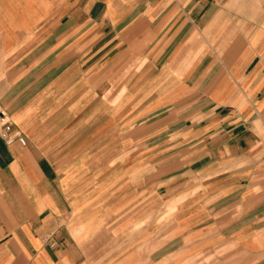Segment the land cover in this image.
<instances>
[{
  "label": "crops",
  "instance_id": "obj_1",
  "mask_svg": "<svg viewBox=\"0 0 264 264\" xmlns=\"http://www.w3.org/2000/svg\"><path fill=\"white\" fill-rule=\"evenodd\" d=\"M1 114L0 264H264V0H0Z\"/></svg>",
  "mask_w": 264,
  "mask_h": 264
},
{
  "label": "built area",
  "instance_id": "obj_2",
  "mask_svg": "<svg viewBox=\"0 0 264 264\" xmlns=\"http://www.w3.org/2000/svg\"><path fill=\"white\" fill-rule=\"evenodd\" d=\"M0 127V139L6 145H12L14 142H17L19 145L25 146V138L20 133L12 135V126L5 120L3 114L0 115Z\"/></svg>",
  "mask_w": 264,
  "mask_h": 264
}]
</instances>
